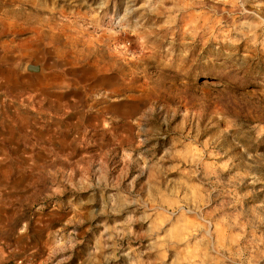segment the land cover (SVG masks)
<instances>
[{
    "label": "rangeland",
    "instance_id": "1",
    "mask_svg": "<svg viewBox=\"0 0 264 264\" xmlns=\"http://www.w3.org/2000/svg\"><path fill=\"white\" fill-rule=\"evenodd\" d=\"M0 264H264V0H0Z\"/></svg>",
    "mask_w": 264,
    "mask_h": 264
},
{
    "label": "water",
    "instance_id": "2",
    "mask_svg": "<svg viewBox=\"0 0 264 264\" xmlns=\"http://www.w3.org/2000/svg\"><path fill=\"white\" fill-rule=\"evenodd\" d=\"M28 70L30 72H39V71H41V68L40 67L31 66V67H29Z\"/></svg>",
    "mask_w": 264,
    "mask_h": 264
},
{
    "label": "crops",
    "instance_id": "3",
    "mask_svg": "<svg viewBox=\"0 0 264 264\" xmlns=\"http://www.w3.org/2000/svg\"><path fill=\"white\" fill-rule=\"evenodd\" d=\"M95 73L96 74H98V72L97 71H95ZM60 77H61V75H59ZM63 78H66V76H64V74H63ZM78 92V91H77Z\"/></svg>",
    "mask_w": 264,
    "mask_h": 264
}]
</instances>
